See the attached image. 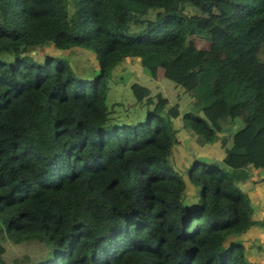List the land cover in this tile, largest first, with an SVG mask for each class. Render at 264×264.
Returning a JSON list of instances; mask_svg holds the SVG:
<instances>
[{
  "label": "trees",
  "instance_id": "1",
  "mask_svg": "<svg viewBox=\"0 0 264 264\" xmlns=\"http://www.w3.org/2000/svg\"><path fill=\"white\" fill-rule=\"evenodd\" d=\"M43 43L90 49L96 75L35 59L28 50ZM124 56L181 85L182 126L198 146L225 149L187 167L192 207L168 161L176 104L157 93L142 121L106 124L107 78ZM130 90L138 101L149 92ZM249 167L264 168V0H0V240L51 248L24 264H258L240 238L224 243L258 222L238 184ZM3 251L0 241V264Z\"/></svg>",
  "mask_w": 264,
  "mask_h": 264
},
{
  "label": "rangeland",
  "instance_id": "2",
  "mask_svg": "<svg viewBox=\"0 0 264 264\" xmlns=\"http://www.w3.org/2000/svg\"><path fill=\"white\" fill-rule=\"evenodd\" d=\"M183 8L190 12L194 10V8L188 4H185ZM67 9L68 13H70L71 6L69 4ZM156 10L157 9H148L141 18H151ZM137 28V25L132 24L130 30L133 31ZM190 38L193 39V42L199 47H204L207 44L201 37L191 35ZM28 52L39 61H42L46 55L63 57L72 74L78 78L91 79L97 73L98 64L95 56L90 49L82 46H70L69 48L60 49L53 47L50 43H43L31 47ZM133 82H137L148 88L149 92L147 98H143L140 101L134 98L130 90V84ZM106 86L104 102L107 110H109L106 120V124L109 127L114 124L142 121L147 115L148 110L152 108L157 93L167 99L168 105H177L179 115L170 118L171 126L175 129L174 135L177 142L172 145L168 161L183 178V202L186 203L188 207L195 205L198 202V186L192 184L187 179V167L193 160L199 157L206 160L220 161L224 155L225 149L219 144L218 140L205 143L203 146H198L193 141V131L188 127L182 126L180 115L189 108V94L181 85L162 74L156 78L149 76L139 64L136 56H124L115 63L107 78ZM241 124L240 119H236L235 126L233 127L227 124V129L222 131V135L229 134L231 129L237 128ZM262 169L264 168H256V170L259 171ZM238 184L244 190V187L241 186L242 182ZM229 240H231V238H226L224 243ZM0 241L4 247L2 256L5 264H24L30 261L38 262L47 258L49 256V250L51 249L46 240H41L37 237L23 239L18 242L4 237Z\"/></svg>",
  "mask_w": 264,
  "mask_h": 264
},
{
  "label": "crops",
  "instance_id": "3",
  "mask_svg": "<svg viewBox=\"0 0 264 264\" xmlns=\"http://www.w3.org/2000/svg\"><path fill=\"white\" fill-rule=\"evenodd\" d=\"M248 172V178L242 181L241 186L248 191L245 190L252 207V218L258 222L251 224L244 232L230 234L226 238H240L246 257L261 264L264 263V169L259 171L249 167Z\"/></svg>",
  "mask_w": 264,
  "mask_h": 264
}]
</instances>
